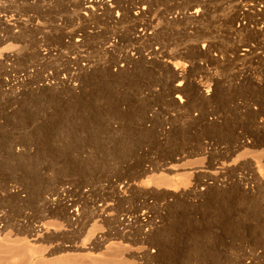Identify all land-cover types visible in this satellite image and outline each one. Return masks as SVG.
Masks as SVG:
<instances>
[{
    "label": "rangeland",
    "instance_id": "rangeland-1",
    "mask_svg": "<svg viewBox=\"0 0 264 264\" xmlns=\"http://www.w3.org/2000/svg\"><path fill=\"white\" fill-rule=\"evenodd\" d=\"M211 262L264 264V0H0V264Z\"/></svg>",
    "mask_w": 264,
    "mask_h": 264
},
{
    "label": "bare ground",
    "instance_id": "bare-ground-1",
    "mask_svg": "<svg viewBox=\"0 0 264 264\" xmlns=\"http://www.w3.org/2000/svg\"><path fill=\"white\" fill-rule=\"evenodd\" d=\"M101 1H103V0H101ZM109 1H110V0H109ZM99 2H100V1H99ZM107 3H108V2H107ZM111 5H112V4H111ZM98 6H99L98 2H93V1H92V2H90L89 5H87V7H86L87 10H86V11H87L88 13L92 14V12H93V10L95 9V7H98ZM102 6H103V5H102ZM102 6H101V7H102ZM107 7H108V6H107ZM107 7H106V8H107ZM114 7H115V5H114ZM109 9H110V7H109ZM112 9H114V8H112ZM110 11H111V9H110ZM110 11H109V12H110ZM112 11H113V10H112ZM199 12H200V11H199ZM112 13H113V12H112ZM194 13H195V12H194ZM193 18H194V17H193ZM82 71H83V70H82ZM179 91H180V90H179ZM179 99H180L181 102H183L182 98L179 97ZM250 154L253 155L252 153H250ZM254 157H256V156H254ZM254 157H253V158H254ZM164 179H165V178H164ZM164 179H162L163 181H162V180H161V181H162V182H166L167 180L164 181ZM168 180H169V179H168ZM174 180H175V179H174ZM179 180H180V179H179ZM176 182H177V181H176ZM176 182H175V183L173 182L174 184L171 183V184H169V185H167V186H170V187H171L172 185H175ZM180 182H181V181H180ZM167 184H168V183H167ZM161 185H162V184H161ZM175 186H176V185H175ZM175 186H174V187H175ZM172 187H173V186H172ZM177 187H178V186H177ZM175 188H176V187H175ZM172 189H173V188H172ZM166 190H167V189H166ZM166 190H165V191H166ZM168 190H169V189H168ZM170 190H171V189H170ZM167 192H169V191H167ZM172 192H173V191H172ZM170 193H171V192H170ZM173 194H174V193H173ZM170 195H171V194H170ZM175 195H176V194H175ZM151 222H152V221H151ZM221 251H222V250H221ZM213 252H216V251H213ZM217 252H218V251H217ZM217 252H216V253H217ZM227 252H228V251H227ZM221 253H222V252H221ZM223 253H224V252H223ZM205 254H206V251H205ZM207 254H209L208 251H207ZM211 254H212V253H211ZM211 254L209 255V257H210V259H209V263H210V261H212L211 258L214 259L215 257H217V256H215V254H214V255H211ZM216 255H217V254H216ZM218 255H220V257H221L222 254H218ZM224 255H225V254H224ZM223 257H224V256H223ZM206 258H207V257H206ZM227 259H228V258H227ZM203 260H205V259H203ZM203 260H202V261H203ZM207 260H208V259H207ZM223 260H224V259H223ZM213 262H214V261H213ZM215 262H216V261H215ZM211 263H212V262H211ZM212 264H213V263H212Z\"/></svg>",
    "mask_w": 264,
    "mask_h": 264
}]
</instances>
